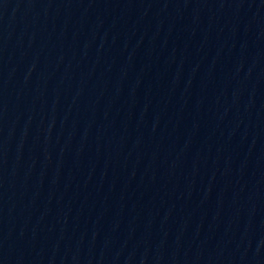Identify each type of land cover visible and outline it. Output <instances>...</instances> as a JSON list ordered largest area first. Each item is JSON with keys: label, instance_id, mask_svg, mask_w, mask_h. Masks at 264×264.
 <instances>
[{"label": "water", "instance_id": "95a60500", "mask_svg": "<svg viewBox=\"0 0 264 264\" xmlns=\"http://www.w3.org/2000/svg\"><path fill=\"white\" fill-rule=\"evenodd\" d=\"M0 264H264V0H0Z\"/></svg>", "mask_w": 264, "mask_h": 264}]
</instances>
